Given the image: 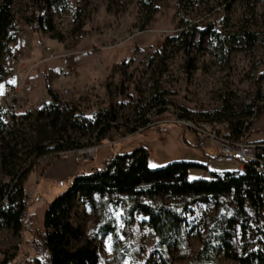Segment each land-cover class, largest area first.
Masks as SVG:
<instances>
[{
    "label": "rangeland",
    "instance_id": "1",
    "mask_svg": "<svg viewBox=\"0 0 264 264\" xmlns=\"http://www.w3.org/2000/svg\"><path fill=\"white\" fill-rule=\"evenodd\" d=\"M145 1L89 0L85 12H80L78 17L76 10L82 5L81 0H69L67 7L60 10L39 8L31 0H15L12 6L14 41L10 44L11 53L0 65L6 73L10 72L6 60L11 56L18 67L22 66L21 77L24 76L25 103L5 128V131L18 130L17 134L20 132L27 137L25 146L20 143L16 146L20 157L12 161L16 169L29 168L28 175L33 170L39 173L52 160L70 157L82 163L84 171L91 172L100 166L99 155L103 151L114 149L125 153L138 147L147 151L148 164L151 162L157 167L172 161L202 165L205 156L193 144V134L176 122V110L180 109L190 115L216 117L217 126L223 122L231 125L241 119L247 124L243 138H264V46L256 42L247 47L235 40V35L244 30L255 31L259 37L264 35V1L229 0L227 10L223 0H161L149 20H146ZM41 14L51 20L52 30H47L46 25L35 28V20ZM188 25H196L200 30L212 25L221 33L220 41L206 36L200 43L196 42L191 53L194 66L189 74L184 71L185 55L178 45L162 53L163 41L177 37ZM194 40L199 41L198 36ZM220 45L229 50L227 56L223 55ZM155 52L166 65L162 74L149 60ZM123 58L130 59L126 80L121 84L122 76L116 73L109 78L110 86L106 89L110 66ZM50 70L51 84L59 97L85 117L92 119L100 110L117 107L115 130L101 138L86 134L79 138L86 146L76 151L47 152L41 156L31 152L34 115L51 101L43 78ZM163 105L166 110L161 113L159 109H163ZM247 106L256 112L253 114L252 110L246 115ZM167 119L173 122L167 123L165 131H159L154 125L142 127L144 120L159 123ZM67 135L74 140L79 134L68 130ZM4 136L10 140L7 134ZM10 142L12 145L13 140ZM5 148L6 143L0 137V153ZM158 148L174 157L164 161L156 154ZM92 149L93 157L83 154ZM25 151L29 155L26 156ZM208 176L200 167L191 169L188 178ZM14 178L6 175L0 166V186L13 183ZM34 178L32 172L27 186ZM68 183L59 186L48 177H42L36 194L24 188L28 211L34 214L30 230L15 233L11 228H0V264H37L27 241L44 230L48 204L63 194ZM55 187L62 189L57 191ZM96 199L102 202L94 207L82 195H76L68 219L75 231L68 237L69 249L90 242L96 247L102 264H237L222 251L211 263L194 258L214 219L233 215L236 207L233 194L209 197L205 202L193 201L185 206H178L181 201L177 197L164 196L163 203L170 204L182 217L184 236L181 245L172 243L165 251L155 245L149 217L136 211L129 214L121 200L115 203L106 202L105 198ZM245 219L248 221L243 230L241 223H245ZM241 221L230 231L232 255H243L255 248L257 235L249 219L245 215ZM102 222H110L115 227L117 247L125 253L121 260L114 256L112 233L97 232ZM105 241H109L110 251L106 250Z\"/></svg>",
    "mask_w": 264,
    "mask_h": 264
},
{
    "label": "trees",
    "instance_id": "2",
    "mask_svg": "<svg viewBox=\"0 0 264 264\" xmlns=\"http://www.w3.org/2000/svg\"><path fill=\"white\" fill-rule=\"evenodd\" d=\"M31 1L36 3L39 8L51 7L56 10L63 9L69 4V0ZM160 1H145L147 5L146 20L151 19L157 11ZM223 1L228 10L229 0ZM14 2L15 0L0 1V64L5 56L11 53L10 44L14 41L12 33ZM81 2L82 5L76 10L78 17L80 12H85L89 0H81ZM88 17L87 15L86 18ZM44 25L47 30H52L51 20L41 14L35 20V28ZM196 36L199 41L194 40ZM206 36L221 40V33L214 30L212 25H207L201 30L196 25H188L179 32L177 37L166 38L163 41L162 53L171 49L172 46L178 45L185 55L184 71L189 74L194 66L191 53L197 43H200ZM235 40L247 47H251L256 42L264 46V35L259 37L255 31H239L235 35ZM220 49L223 55L227 56L229 50L224 45H220ZM149 60L156 65L160 74L166 70L164 61L158 57L156 52L150 55ZM129 64L130 59L123 58L110 66L106 76V89H109L110 86L109 78L116 73L121 74V84H123ZM6 74L0 65V79ZM43 78L46 93L51 101L34 115L35 126L33 128L34 135L31 137V152L35 151L36 156L47 152L77 150L86 146L79 139L86 134H95L96 138H101L115 130L117 107L100 110L92 119L87 118L76 107H72L59 97L51 84V70L49 73H45ZM161 102L163 101L161 100ZM252 110V107L247 106L246 115L251 114ZM162 111L163 109H159V112ZM209 119L217 120L216 117ZM229 126L232 136L238 138L244 134L247 124L239 119ZM68 130L78 132V138L72 140L71 136L67 135ZM17 131L15 129L5 131L4 124L0 119V132L2 133L0 137L6 143L5 150L0 153V166L6 175L15 177L13 183L0 186V198L3 194H6L7 198V204L0 205V228H11L15 233H25L30 230V222L34 214L28 211V205L24 200L23 184L30 169H16L15 163L12 162L20 158L16 149L18 143L25 146L27 142V137L20 132L17 134ZM6 134L10 140L5 139L4 135ZM12 140L13 144L10 145ZM24 153L26 156L29 155V152L25 151ZM99 165L89 173H77L68 179L66 190L51 201L44 212V230L38 233L35 238L32 237L29 241L25 240L29 242L37 264H102L96 247L90 242H86L74 250L68 248V237L75 234L68 219L77 194L82 195L94 207L102 202V200L98 201L96 197L98 199L105 198L106 202L116 203L121 200L129 214L136 211L149 217V225L155 233V245L163 251L169 248L172 243L181 245V240L184 238L182 217L170 204L163 203L164 196L177 197L181 201V205L178 206H185L193 201L205 202L209 197L233 194L236 200L233 215L230 218L214 219L213 225L206 230L201 247L194 258H201L205 263H211L213 258L222 251L224 256L235 259L237 264H264V239L263 250L253 249L243 255L236 253L232 255L229 243L230 231L241 220H244L246 215L242 205L244 194H241L240 191L243 188L245 196H248L256 204L258 194L264 188V175L258 174L254 168L248 167L246 174L242 177L190 180L188 170L202 168V165L188 161H172L164 166L150 168L148 153L142 147L135 148L131 152L111 154L104 158ZM143 185L144 188H142ZM247 221L245 219V223H241L243 230ZM97 232L112 233L114 256L121 260L125 253L117 247L119 240L115 227L110 222H102L98 224Z\"/></svg>",
    "mask_w": 264,
    "mask_h": 264
},
{
    "label": "built area",
    "instance_id": "3",
    "mask_svg": "<svg viewBox=\"0 0 264 264\" xmlns=\"http://www.w3.org/2000/svg\"><path fill=\"white\" fill-rule=\"evenodd\" d=\"M79 37L81 38L82 34ZM6 63L11 71L0 79V84H3L2 94H0V119L5 128L8 127V123L14 119L16 114L18 115L17 110H21L25 103L22 93L24 83V76L21 77L22 66L18 67L19 64L16 59L11 56L7 58ZM165 110L166 107L163 106L162 112ZM176 112V122L193 134L194 145L200 148L205 156L202 168L208 172L209 179L242 177L246 174L248 167L254 168L258 174L264 175V138L246 140L243 138V134L234 138L230 126L226 122L217 126L216 121L204 116L190 115L182 109L176 110ZM255 112L253 109V114ZM171 122H173L172 119L159 123L144 120L142 127L148 128L154 125L159 131H165L167 123ZM84 153L93 157L94 149L86 150ZM240 193L244 194L242 205L249 223L257 235V239L254 241V249L263 250L264 188L259 192L256 204L248 196H245L243 188ZM6 204V194H3L0 198V205Z\"/></svg>",
    "mask_w": 264,
    "mask_h": 264
},
{
    "label": "crops",
    "instance_id": "4",
    "mask_svg": "<svg viewBox=\"0 0 264 264\" xmlns=\"http://www.w3.org/2000/svg\"><path fill=\"white\" fill-rule=\"evenodd\" d=\"M105 151H103L102 154L99 155V163L104 158L110 156L111 154L117 153L114 149H109V151L107 150ZM156 154L161 155L163 159H165L164 161H169L170 159H172V157H174L173 154H170L166 150L159 149V148L156 149ZM192 169H195V168H192ZM188 171L190 172L191 169H189ZM32 172L35 173V178L33 179L32 183H30V185L27 186L26 184L27 179ZM81 172L89 173L88 171H84L82 169V163H76L70 157L54 159L49 165L45 166L44 170H42L41 172L38 173L36 170L31 171L30 174L27 176L26 180L24 181V188L25 190L31 189V191L34 192V194H36L37 190L39 189L38 183L40 182L42 177H48L49 179H51L52 182L59 183V186H61L63 182H67L68 179L72 177L74 174L81 173ZM189 172H188V177H189ZM202 178L209 179V177H202ZM55 189L57 188L55 187ZM55 189L53 190L55 191ZM61 189L62 188H59L57 189V191Z\"/></svg>",
    "mask_w": 264,
    "mask_h": 264
},
{
    "label": "snow or ice",
    "instance_id": "5",
    "mask_svg": "<svg viewBox=\"0 0 264 264\" xmlns=\"http://www.w3.org/2000/svg\"><path fill=\"white\" fill-rule=\"evenodd\" d=\"M2 89H3V84H0V94H2ZM149 167L150 168H154V167H157V165L155 164H152L151 162L149 163ZM191 179V177H190ZM122 226V225H121ZM239 227V226H237ZM110 239V238H109ZM105 247H106V250L110 251V244H109V241H105ZM125 264H127V262H125Z\"/></svg>",
    "mask_w": 264,
    "mask_h": 264
},
{
    "label": "bare ground",
    "instance_id": "6",
    "mask_svg": "<svg viewBox=\"0 0 264 264\" xmlns=\"http://www.w3.org/2000/svg\"><path fill=\"white\" fill-rule=\"evenodd\" d=\"M88 152H90V151H88Z\"/></svg>",
    "mask_w": 264,
    "mask_h": 264
},
{
    "label": "water",
    "instance_id": "7",
    "mask_svg": "<svg viewBox=\"0 0 264 264\" xmlns=\"http://www.w3.org/2000/svg\"><path fill=\"white\" fill-rule=\"evenodd\" d=\"M8 264H10V263H8Z\"/></svg>",
    "mask_w": 264,
    "mask_h": 264
}]
</instances>
